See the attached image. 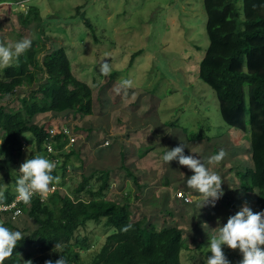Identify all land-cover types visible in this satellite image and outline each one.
<instances>
[{
	"label": "rangeland",
	"instance_id": "374dc122",
	"mask_svg": "<svg viewBox=\"0 0 264 264\" xmlns=\"http://www.w3.org/2000/svg\"><path fill=\"white\" fill-rule=\"evenodd\" d=\"M241 5L239 0L240 10ZM29 6L38 7L42 18V30L37 32L44 36L39 61L52 48L64 46L73 75L92 88L93 114H66L61 119L75 131V142L67 150L86 145L80 147L85 153L81 156L83 169L97 173L109 168L116 173H111L106 198L128 203L132 218L145 215L158 227L177 226L187 246L180 254L181 264H205L211 256L206 248L211 231L226 223L240 207H251L254 199L242 193L236 172L252 165L250 137L224 122L215 92L198 76L209 44L204 0H0V43L14 44L33 37V24H21L20 11L26 12ZM83 18L93 25L94 33ZM138 50L141 52L130 65L132 54ZM104 60L112 69L106 76L99 71ZM4 68L0 67V79ZM37 78L44 81L46 73H38ZM123 79H131L133 86L118 93ZM11 98L1 99L0 105L6 109L20 107L21 102ZM57 118L52 112L39 113L33 116V122L48 120L54 126ZM77 126L85 131L75 129ZM23 137L30 141H25L27 145L16 161L17 172L28 157L38 155L31 135ZM108 137L102 150L94 147ZM182 142L189 147L184 154L196 158L225 152L219 163L209 165L223 182L224 196L215 207L206 204L198 210L203 197L186 186V179L193 173L177 161H162L167 149ZM140 150H147V156L141 158ZM100 155L109 156L104 160ZM63 160L60 157L55 162L60 166ZM79 164L74 162L75 168L66 170V186L59 188L61 193L70 192L82 181L80 172H74ZM122 166L137 180L131 179ZM3 176L4 172L0 173V179ZM92 183L97 189L101 180L94 177ZM144 183L147 188L139 186ZM179 191L190 196L192 202L184 204L177 199ZM15 221L25 234L37 227L25 212ZM202 223H207L208 232ZM112 231L104 220L88 221L86 228L79 229V236L87 237V248L81 252L84 264L92 261ZM222 250L230 264H240L242 254L238 249L222 246Z\"/></svg>",
	"mask_w": 264,
	"mask_h": 264
},
{
	"label": "trees",
	"instance_id": "16d2710c",
	"mask_svg": "<svg viewBox=\"0 0 264 264\" xmlns=\"http://www.w3.org/2000/svg\"><path fill=\"white\" fill-rule=\"evenodd\" d=\"M238 2L204 0L209 44L199 64L198 76L215 92L224 122L250 137L252 165L236 172L242 193L254 199L251 208L259 212L264 210V0H242L241 10ZM20 14L21 24L25 27L33 24L36 31L31 47L3 69L4 77L0 79V100L12 97L14 102H21L18 108L6 109L0 105V173L4 172L0 179V205H8L17 198L15 182L19 173L15 165L22 148L30 141L24 134L29 133L34 139L31 141L38 155L47 154L55 163L52 175L58 180L49 185L48 192L34 194L30 203H20L23 212L37 226L33 232L25 234L18 228L10 215L13 209L0 211V224L24 235L3 264H45L46 260L55 261L61 256L66 264H84L81 252L87 248V237H80L79 229L86 228L88 221L101 220L113 231L89 264H181L180 254L187 246L180 228L158 227L145 215L132 218L128 203L106 198L111 173L116 174L111 169H99L98 176L94 171L87 176L81 174L82 181L75 189L68 193L59 191L66 186V170L75 168L70 160L75 157L81 166V156L85 154L81 150L84 145L81 149H65L70 141L65 129H74L61 119L66 114H93L92 88L73 75L64 46L52 48L39 61L43 50L40 41L44 38L37 34L42 30L39 9L29 6ZM83 21L94 33L89 20L83 18ZM140 52L132 54L130 65ZM40 72L46 73L42 82L37 78ZM48 112L58 117L55 127L48 120L41 124L33 122L35 114ZM52 127L55 133L49 138ZM75 129L85 131L78 126ZM48 142L54 144L56 152H48ZM98 143L101 144L98 141L95 145ZM140 152L137 153L141 158L147 156V150ZM60 157L64 160L58 166L55 160ZM126 173L137 180L131 172L126 170ZM94 177L101 180L97 189L91 181ZM9 179L12 183H8ZM140 185L147 188L146 183ZM128 225L131 227L125 231Z\"/></svg>",
	"mask_w": 264,
	"mask_h": 264
},
{
	"label": "clouds",
	"instance_id": "9594fccd",
	"mask_svg": "<svg viewBox=\"0 0 264 264\" xmlns=\"http://www.w3.org/2000/svg\"><path fill=\"white\" fill-rule=\"evenodd\" d=\"M31 45L32 40L27 37L16 41L14 44L0 43V67H7L13 61L18 60L21 54L29 49ZM99 71L101 75H109L112 71L110 63L104 60L99 66ZM132 86L133 81L131 79H123L116 91L119 93L121 90ZM68 136L75 138V131L72 130ZM73 142L75 141H69L65 149ZM186 147L188 145L182 142L174 148L167 149L162 154V161L165 164L177 161L179 165L186 166L193 173L186 179V186L202 195L203 200L197 206L198 210L206 204L215 207L217 201L224 196L223 182L221 176L212 171L209 165L219 163L225 156V152L220 150L210 157L199 156L196 158L184 154ZM54 152L56 150L53 147V151L50 153ZM55 166V163L44 155L28 157L20 165L19 175L15 182L17 198L28 204L34 194L48 192L49 185L58 180V177L52 175ZM42 200L44 199L42 198ZM22 214L23 212L16 218L11 217L12 221L16 222L15 220ZM197 214L198 211L194 213V215ZM130 227L131 225H128L124 230L126 231ZM201 227L208 232L207 223H202ZM23 237L24 235L20 230H14L0 224V264H3L5 258L13 254L14 248ZM222 246L233 250L238 249L242 254L240 264H264V248L261 247L264 246V210L254 213L251 207L245 204L234 215L229 216L226 223L211 231V235H208V245L206 247L211 256L205 259V264H230L222 250ZM45 264H66V261L61 256L55 261L46 260Z\"/></svg>",
	"mask_w": 264,
	"mask_h": 264
},
{
	"label": "built area",
	"instance_id": "2783aa9c",
	"mask_svg": "<svg viewBox=\"0 0 264 264\" xmlns=\"http://www.w3.org/2000/svg\"><path fill=\"white\" fill-rule=\"evenodd\" d=\"M65 132H66L67 135H69L71 133V131L68 130V129H65ZM54 133H55V129L52 127L50 129L49 138H52L53 135H54ZM70 141L71 142L72 141H75V138L73 136H71L70 137ZM106 143H108V142L106 141ZM47 148H48V152L49 153L53 151V147H52V145H51L50 142H48ZM176 196H177V198L183 200L186 203L191 202V198L188 195H186L183 192H181V191H179L178 193H176ZM21 202H23V201L19 200L18 198H15L8 205H0V211H2V210L3 211H7V210L9 211V210L13 209V213H10V212L9 213H10V215H11L12 218H16V217H18L23 212L22 207L20 205Z\"/></svg>",
	"mask_w": 264,
	"mask_h": 264
},
{
	"label": "crops",
	"instance_id": "0c3cea01",
	"mask_svg": "<svg viewBox=\"0 0 264 264\" xmlns=\"http://www.w3.org/2000/svg\"><path fill=\"white\" fill-rule=\"evenodd\" d=\"M95 144H96V143H95ZM95 144H94V145H95ZM81 145L83 146L84 144H81ZM101 145H102V146H101ZM84 146L86 147V145H84ZM80 147H81V146H80ZM80 147H78L77 149H79ZM94 147H95V148H99V150H100V149L103 148L104 146H103V143H101V144L95 145ZM73 148H74V147H73ZM88 148H89V146H88ZM108 156H109V155H106L105 157H103V156H101V157L104 158V160H105ZM70 161H71V162L73 161L72 163H74V162H78V160H76L75 157H73L72 160H70ZM80 161H81V160H80ZM80 167H81V168H76L74 172H75V173L80 172L79 176H80L81 174H84V175L87 176L89 172H88L87 170L83 169L82 165H81ZM80 170H81L82 172H81ZM98 171H99V170H98ZM98 171H97V173H96V171H94V173L98 174ZM91 173H92V172H91ZM92 180H93V179H92ZM92 180H91V181H92ZM93 184H94V183H93Z\"/></svg>",
	"mask_w": 264,
	"mask_h": 264
}]
</instances>
